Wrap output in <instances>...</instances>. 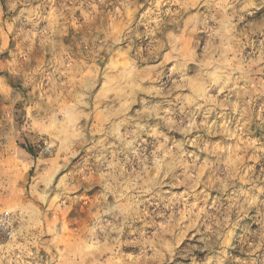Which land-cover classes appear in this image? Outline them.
I'll return each instance as SVG.
<instances>
[{"label": "rangeland", "instance_id": "rangeland-1", "mask_svg": "<svg viewBox=\"0 0 264 264\" xmlns=\"http://www.w3.org/2000/svg\"><path fill=\"white\" fill-rule=\"evenodd\" d=\"M0 264H264V0H0Z\"/></svg>", "mask_w": 264, "mask_h": 264}]
</instances>
